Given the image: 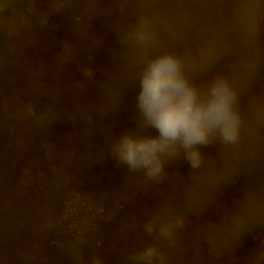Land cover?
<instances>
[{
  "label": "clouds",
  "instance_id": "clouds-1",
  "mask_svg": "<svg viewBox=\"0 0 264 264\" xmlns=\"http://www.w3.org/2000/svg\"><path fill=\"white\" fill-rule=\"evenodd\" d=\"M105 2L110 7H103ZM212 3L220 7L222 25L203 28L195 52L163 50L162 38L177 34V22L184 29L193 24L191 11L182 5L177 12L159 7V0H138L135 17L121 24L115 18L125 14L126 0H93L87 24L80 18L75 22L78 39L65 41L58 54L62 69L80 53L77 42H89L88 52L94 50L103 41L89 34L90 18H108L115 35L113 69L98 81L90 65L80 67L82 79L67 86L71 110L64 107L50 123L67 115L95 125L97 117L118 112L126 88L138 83L134 127L119 135L105 132L95 158L107 153L123 167V185L164 188L183 178L178 191L144 210L134 227L138 242L125 249L122 264H204L206 254L238 249L246 236L264 228V189L244 187L230 207L219 203L225 186L239 182L242 170L264 159V89L257 88L264 79V0ZM8 7L4 0L0 11ZM229 56V68L218 70ZM92 84L98 99L87 103ZM209 147L214 154L203 151ZM182 162L189 166L187 177L170 171ZM210 207L222 212L219 223L204 219ZM77 259L106 264L95 251ZM252 264H264V250L254 254Z\"/></svg>",
  "mask_w": 264,
  "mask_h": 264
},
{
  "label": "crops",
  "instance_id": "crops-1",
  "mask_svg": "<svg viewBox=\"0 0 264 264\" xmlns=\"http://www.w3.org/2000/svg\"><path fill=\"white\" fill-rule=\"evenodd\" d=\"M11 3L9 0L8 9L0 11V264H80L78 255L87 259L94 251L106 264H122L125 249L138 242L134 227L144 210L178 191L183 178L164 188L123 185V167L116 166L107 153L103 159L95 158L105 143V132L119 135L134 127L138 83L126 88L118 112H109L103 120L97 117L96 126L67 115L50 123L64 107L71 110L73 98L67 96V86L82 79L80 67L90 65L98 81L113 69L115 35L110 30L111 21L102 15H94L89 21V34L100 37L102 44L88 52L89 42H77V57L62 69L56 63L64 42L78 39L77 18L87 24L93 0H24L22 12L12 17ZM54 4L61 10L55 11ZM178 5L191 11L193 24L184 29L177 22V34L162 38L163 50L195 52L202 43L201 30L222 25L220 7L212 0H159L158 4L177 12ZM103 7L110 4L105 2ZM138 7V0H126L125 14L115 20L130 22ZM231 62L232 57H226L217 69L225 71ZM257 88L264 89V79L257 82ZM97 99V86L89 85L84 101L95 103ZM151 134L157 133L152 130ZM42 144L50 147L48 154L40 148ZM203 151L214 154L215 148ZM53 166L69 173L78 190L105 200L115 215L113 222L102 224L99 234L88 236L84 247L71 254H59L50 245L58 204V175L51 172ZM170 171L187 177L190 169L182 162ZM238 181L224 187L219 196L222 207H230L244 187L264 189V159L242 170ZM221 215L218 208L210 207L204 219L219 223ZM260 250H264V228L246 236L238 249L206 254L204 264H252Z\"/></svg>",
  "mask_w": 264,
  "mask_h": 264
},
{
  "label": "built area",
  "instance_id": "built-area-1",
  "mask_svg": "<svg viewBox=\"0 0 264 264\" xmlns=\"http://www.w3.org/2000/svg\"><path fill=\"white\" fill-rule=\"evenodd\" d=\"M61 5L64 3L61 2ZM23 6L24 0H12L10 16L21 13ZM40 148L47 154L50 152L47 144H42ZM51 172L58 175L55 181L58 204L53 213L56 230L50 239V245L59 254H71L84 247L88 236L99 234L102 224L113 222L115 215L108 209L105 200L94 198L75 188L69 173L56 166L51 168ZM98 244L101 245V241Z\"/></svg>",
  "mask_w": 264,
  "mask_h": 264
}]
</instances>
